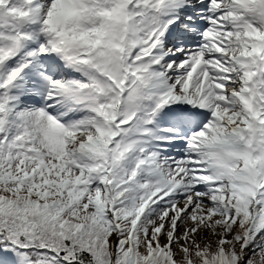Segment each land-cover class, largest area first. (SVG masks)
<instances>
[{
    "label": "snow or ice",
    "instance_id": "snow-or-ice-1",
    "mask_svg": "<svg viewBox=\"0 0 264 264\" xmlns=\"http://www.w3.org/2000/svg\"><path fill=\"white\" fill-rule=\"evenodd\" d=\"M0 264H264V0H0Z\"/></svg>",
    "mask_w": 264,
    "mask_h": 264
}]
</instances>
